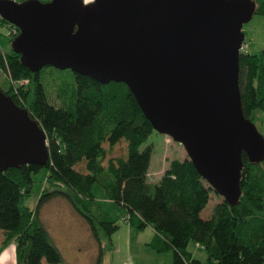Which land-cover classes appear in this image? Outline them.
Wrapping results in <instances>:
<instances>
[{"label": "water", "instance_id": "water-1", "mask_svg": "<svg viewBox=\"0 0 264 264\" xmlns=\"http://www.w3.org/2000/svg\"><path fill=\"white\" fill-rule=\"evenodd\" d=\"M257 10L254 0L0 1L21 31L12 46L25 67L126 84L155 131L184 146L232 206L242 197L244 154L264 161L240 86L243 29ZM49 159L45 130L0 89V173Z\"/></svg>", "mask_w": 264, "mask_h": 264}, {"label": "trees", "instance_id": "trees-1", "mask_svg": "<svg viewBox=\"0 0 264 264\" xmlns=\"http://www.w3.org/2000/svg\"><path fill=\"white\" fill-rule=\"evenodd\" d=\"M254 1L256 15H264V0ZM240 66L244 113L252 120L253 113L264 108V51L242 53ZM45 68L33 73L20 55L7 53L5 60L0 54V69L13 82L30 80L26 89H19L23 103L13 88L4 92L40 123L50 151L45 167L25 165L0 173V253L15 243L18 264H68L41 218L47 204L63 198L89 224L99 244L97 264H103L119 226L96 200L94 188L100 184L108 200L126 211L125 218L130 216L133 228L151 226L158 232L151 247L160 254L173 253V264H203L189 252L192 242L204 248L210 264H264V161L252 164L244 154L240 202L232 206L224 200L203 219L212 194L219 193L190 159L174 160L159 183L150 182L154 147H143L155 129L126 84L104 85L72 71L73 100L56 107L43 82ZM122 141L127 156L110 158ZM43 169L49 172L47 183L32 209L27 203L34 176Z\"/></svg>", "mask_w": 264, "mask_h": 264}, {"label": "rangeland", "instance_id": "rangeland-1", "mask_svg": "<svg viewBox=\"0 0 264 264\" xmlns=\"http://www.w3.org/2000/svg\"><path fill=\"white\" fill-rule=\"evenodd\" d=\"M40 1L46 3L51 0ZM243 31L246 34L245 45L247 48L245 53L259 54L263 52L264 15H255L253 20L244 26ZM12 43L13 41L9 36L8 25L3 24L0 27V44L7 53H13ZM42 77L50 102L53 105L56 107H64L67 103L70 104L72 102L75 79L71 70H59L54 67H48L42 72ZM10 88H13L15 94L16 91L11 79L0 69V89L7 92ZM252 120L259 132L264 136V108L255 111L252 115ZM168 137L167 135L154 131L143 147H154L151 169L149 172V180L151 183H159L174 160L185 161L190 159L185 147L176 143L173 139L172 142L169 143ZM106 147L109 149L108 144H106ZM127 153V143L122 141L110 153V158L126 157ZM105 164L107 165V162H105ZM78 168L84 171L85 165H80ZM48 174V170L43 169L34 176L35 184L33 196L27 203L32 209H35L38 205L47 183ZM94 195L102 210L108 213L111 218L120 225L118 231L113 235V247L111 249L110 247L108 248L103 264H111V262H113L112 259H114L115 264H119L122 260V254H125V248L129 243L130 230L129 227L125 225L126 211L121 206L108 200L106 191L100 184L95 186ZM224 200L225 198L223 196L214 192L212 194V200L202 214V218L209 219L212 216L215 206ZM41 218L63 250L68 264H97L100 253L99 244L89 224L76 212L66 199L58 198L47 204L41 211ZM136 240L137 238L134 236V253L137 252L138 248H145L144 246H139L137 248ZM1 241L4 242V235H2ZM196 246L197 244L192 242L189 248L194 251ZM7 247H10L9 251H13V255L10 254L9 259H6L4 263L0 264H18L17 247L12 246L11 248V245ZM200 251V256L207 258V252L204 250Z\"/></svg>", "mask_w": 264, "mask_h": 264}, {"label": "crops", "instance_id": "crops-1", "mask_svg": "<svg viewBox=\"0 0 264 264\" xmlns=\"http://www.w3.org/2000/svg\"><path fill=\"white\" fill-rule=\"evenodd\" d=\"M87 3H92L95 0H85ZM127 227H129V243L125 248V254H122V260L119 264H173L174 260V254L173 253H167V254H160L156 252L154 249H152L151 244L153 241L158 237V232L151 226L146 228L145 230H138L136 228H133L129 223L126 222L125 224ZM120 227V225H118ZM137 233V234H136ZM134 236H136V244L137 248L139 246H144L145 248H138L137 252L134 253L133 249V242H134ZM1 244L3 242L1 241ZM12 246H16L15 243L11 244ZM60 247V246H59ZM10 247H4L2 252L0 253V260L3 258L9 259L10 254L13 255V251H9ZM62 250V249H61ZM200 250H204L203 247L199 246L197 244L196 249L192 251L189 248V252L193 255L194 258L199 259L203 262V264H210L208 261V255L207 258L200 256ZM205 251V250H204ZM63 252V250H62ZM206 252V251H205ZM121 253V252H120ZM64 254V252H63ZM107 254V253H106ZM65 256V254H64ZM14 257V256H11ZM66 258V256H65ZM106 258V255H105ZM67 260V258H66ZM111 260V259H110ZM113 262L111 264H115L114 259H112ZM111 260V261H112Z\"/></svg>", "mask_w": 264, "mask_h": 264}, {"label": "built area", "instance_id": "built-area-1", "mask_svg": "<svg viewBox=\"0 0 264 264\" xmlns=\"http://www.w3.org/2000/svg\"><path fill=\"white\" fill-rule=\"evenodd\" d=\"M0 1H9V2L20 3V4L23 3V2H25L23 0H0ZM3 24L8 25L9 36L11 37V40L12 41L20 35V33H21L20 29L18 27H16L15 25L7 22L4 19V17L2 16V14L0 13V27ZM246 48L247 47H246V45L244 43L243 48H242V53H245L246 52ZM0 54H1L2 58H4L5 60L7 59V52L3 49V47L1 46V44H0ZM11 82L14 85V88H15V91H16L15 94H16V97H17L18 101L21 102V103H23L22 96L20 94V90L19 89L20 88H25L26 89L29 86V84H30V80L24 79V80H21V81H18V82H13L11 80ZM168 138H169L168 139V142L169 143L172 142V139L173 138H171L170 136ZM125 221L127 223H130V216L129 215L125 218Z\"/></svg>", "mask_w": 264, "mask_h": 264}, {"label": "bare ground", "instance_id": "bare-ground-1", "mask_svg": "<svg viewBox=\"0 0 264 264\" xmlns=\"http://www.w3.org/2000/svg\"><path fill=\"white\" fill-rule=\"evenodd\" d=\"M6 261V258H3L0 263H4Z\"/></svg>", "mask_w": 264, "mask_h": 264}]
</instances>
